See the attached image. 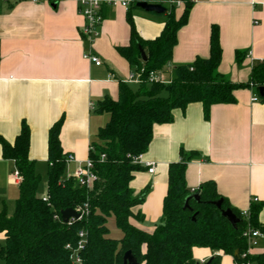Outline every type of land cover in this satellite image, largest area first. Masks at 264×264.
<instances>
[{
	"label": "crops",
	"instance_id": "0c3cea01",
	"mask_svg": "<svg viewBox=\"0 0 264 264\" xmlns=\"http://www.w3.org/2000/svg\"><path fill=\"white\" fill-rule=\"evenodd\" d=\"M109 1L100 9L99 35L90 41L81 33L85 20L74 0L55 6L0 0V137L12 144L25 123L28 157L42 176L47 171L51 126L62 119V152L77 162L67 165L66 174L70 173L88 159L90 144L101 128L102 114L93 112L96 105L104 97L116 100L118 82L125 83L135 72L117 53L118 47L129 44L127 14L142 40L157 38L166 23V13H146L136 8L134 0ZM182 11L183 6L176 7V19ZM212 26L219 31L218 72L232 84H247L252 66L264 61V0L193 2L187 23L177 31L164 78L177 66L208 57ZM236 52L245 55L240 64ZM87 54L97 56L102 64L93 65ZM233 97L234 104L212 106L208 120L199 104H191L184 111H174L171 124L153 127L141 161L152 163L154 172H138L130 183L133 196L148 188L143 202L133 209V215L142 216L140 221H130L134 227L153 232L167 192L168 167L180 160L181 150L198 154L185 167L189 191L213 182L216 192L239 212L261 205L257 220L264 227V104L251 86L235 90ZM14 171L13 162L3 160L0 147V201L6 204L18 196L20 181ZM3 240L0 234V243ZM263 252L264 240H257L251 254ZM192 256L196 263L207 262L213 253L194 248ZM219 264H233V258L221 254Z\"/></svg>",
	"mask_w": 264,
	"mask_h": 264
},
{
	"label": "trees",
	"instance_id": "16d2710c",
	"mask_svg": "<svg viewBox=\"0 0 264 264\" xmlns=\"http://www.w3.org/2000/svg\"><path fill=\"white\" fill-rule=\"evenodd\" d=\"M180 1L181 16L176 19V7H168L164 28L153 40H142L131 14H127L129 44L118 47L117 53L135 72L143 70L141 83L135 84L137 88L133 90L129 84L118 82L117 99L104 97L93 111L107 114L108 120L98 130L96 141L90 144L88 159L97 176L91 188L79 186L72 178L66 179L68 155L63 154L59 141L62 119L49 129L44 176L29 160V129L25 123L21 124L12 144L0 137L3 160L12 161L21 178L12 210L0 201L3 264H72L65 246L76 247L80 231L86 237L80 252L81 264H122L127 251L137 264H197L192 256L194 248H208L218 253L208 264H219L221 254L231 256L233 261L264 264V252L250 255L246 260L239 257L247 249L242 238L247 226L264 234V227L257 220L261 205L251 207L245 220L216 192L213 182L202 183L193 192L189 191L185 185V167L198 157L196 152L185 154L181 150L180 160L169 165L167 192L153 232L139 230L130 222L142 219L138 214L133 215V209L143 202L148 188L133 196L130 183L136 173L147 170L134 159L147 152L153 127L171 124L173 112L184 111L191 104H199L204 120H208L212 106L235 103V90L252 85L258 93L264 87V61L252 66L245 85L232 84L218 72L221 48L216 26L210 30L207 58H196L190 64L173 68L166 83L148 81L150 72H168L177 31L187 23L193 5L190 0ZM139 49L144 52L146 62L141 61ZM244 56L236 52V63L240 64ZM261 102L264 104L263 99ZM191 193H197L198 199H190L184 207ZM217 201H221L220 208L214 205ZM69 208L81 209L84 213L80 220L64 224L60 212ZM227 209L238 220L234 227L221 216ZM110 216L122 233L119 240L108 237L106 222ZM235 251L239 256H233Z\"/></svg>",
	"mask_w": 264,
	"mask_h": 264
},
{
	"label": "built area",
	"instance_id": "2783aa9c",
	"mask_svg": "<svg viewBox=\"0 0 264 264\" xmlns=\"http://www.w3.org/2000/svg\"><path fill=\"white\" fill-rule=\"evenodd\" d=\"M16 1V0H15ZM33 1H42L46 2L52 6H55L61 1L64 0H33ZM77 3L78 13L83 17L85 20V26L81 30V33L84 37L88 38L90 41L97 38L99 35L98 29L102 22V17L100 15L101 6L104 4H109V0H74ZM191 2H197L200 0H190ZM154 3L161 4L162 6L166 7H180L182 2L180 0H155ZM128 3H123V6H127ZM93 65L100 66L102 64L101 60L92 54H87L85 56ZM143 70L136 71L128 76L126 80V84H140L141 83V74ZM164 73L161 72H150L148 75L149 82H160L166 83V79L164 78ZM252 86V85H250ZM255 101L256 99H252ZM94 107L91 105V109ZM66 165L71 163H77L75 159L68 155L66 157ZM135 163H138L142 167L147 169L149 174H153L154 166L152 163H143L141 161V156H138L134 159ZM78 167L74 169L72 172L66 174V179L72 178L74 179L79 186H84L87 188H91L92 184L97 180V176L93 171V163L91 160L87 159L83 163H78ZM14 177L21 181L18 173L14 171ZM257 200L253 199V203H256ZM76 213L79 214L78 219H70L67 224H71L74 221L80 220L84 211L81 209L74 210ZM240 215L245 219L248 220L249 217V210L241 211ZM242 238L246 241L247 249L244 253H242L239 257L241 260H246V258L251 254V250L256 244L257 240H264V234L258 230L252 229L251 227L247 226L246 229L242 232ZM86 244V237L85 232L80 231L78 233V242L76 247H71L70 245H66L65 249L70 252V259L72 264H81L80 252L83 249L84 245ZM218 255V253H213V256ZM205 261H200L199 264H204ZM233 264H252L251 262L242 263L238 261H233Z\"/></svg>",
	"mask_w": 264,
	"mask_h": 264
},
{
	"label": "water",
	"instance_id": "95a60500",
	"mask_svg": "<svg viewBox=\"0 0 264 264\" xmlns=\"http://www.w3.org/2000/svg\"><path fill=\"white\" fill-rule=\"evenodd\" d=\"M152 1L155 0H136L135 6L136 8L146 12V13H153L156 15H160V14H164L166 13V8H164L161 4L158 3H154ZM140 52V58L142 62H146V57L144 52L139 49ZM258 95L261 99L264 100V87H260L258 89ZM190 199H198V194L197 193H191L189 194L186 199H185V203H184V207L187 206V202ZM214 205L217 208H220L221 206V201H217L214 203ZM221 216L224 217L231 226H235V224L238 222L237 218L235 217V215L229 210H224L221 212ZM60 217L61 220L64 224H67L68 221L70 219H78L79 218V214L76 213L73 209H65L63 211L60 212ZM238 255V251H235L233 256L236 257ZM122 264H137L136 260L134 259V257L132 256L130 251H127L124 255H123V259H122ZM209 260L204 263V264H208ZM199 264V263H197Z\"/></svg>",
	"mask_w": 264,
	"mask_h": 264
},
{
	"label": "rangeland",
	"instance_id": "374dc122",
	"mask_svg": "<svg viewBox=\"0 0 264 264\" xmlns=\"http://www.w3.org/2000/svg\"><path fill=\"white\" fill-rule=\"evenodd\" d=\"M168 77H166L165 79H167ZM130 88L135 90L137 88V86L135 84H131ZM102 123H101V128L106 124L107 120H108V115L107 114H102ZM101 119V118H100ZM9 211L12 210V206H13V201H8L7 203ZM106 227L108 229V237L111 239H115V240H119L122 237V233L120 232V230L116 227L115 221L113 216H110L107 218V222H106ZM0 245H2V242L0 243ZM1 264H3L2 262H0Z\"/></svg>",
	"mask_w": 264,
	"mask_h": 264
}]
</instances>
